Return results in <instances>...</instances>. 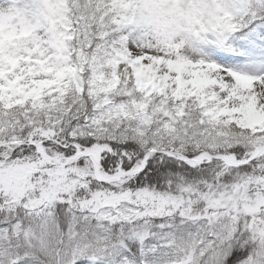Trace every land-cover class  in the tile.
Masks as SVG:
<instances>
[{"label": "snow or ice", "instance_id": "obj_1", "mask_svg": "<svg viewBox=\"0 0 264 264\" xmlns=\"http://www.w3.org/2000/svg\"><path fill=\"white\" fill-rule=\"evenodd\" d=\"M0 264H264V0H0Z\"/></svg>", "mask_w": 264, "mask_h": 264}, {"label": "rangeland", "instance_id": "obj_2", "mask_svg": "<svg viewBox=\"0 0 264 264\" xmlns=\"http://www.w3.org/2000/svg\"><path fill=\"white\" fill-rule=\"evenodd\" d=\"M161 42L165 43V41H163V40ZM167 43L170 44L173 47V49H175L176 47H179L178 44H172V38L168 39Z\"/></svg>", "mask_w": 264, "mask_h": 264}, {"label": "bare ground", "instance_id": "obj_3", "mask_svg": "<svg viewBox=\"0 0 264 264\" xmlns=\"http://www.w3.org/2000/svg\"><path fill=\"white\" fill-rule=\"evenodd\" d=\"M171 37H169L168 39H170Z\"/></svg>", "mask_w": 264, "mask_h": 264}]
</instances>
